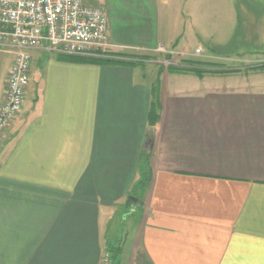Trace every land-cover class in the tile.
I'll return each mask as SVG.
<instances>
[{
	"label": "crops",
	"instance_id": "crops-1",
	"mask_svg": "<svg viewBox=\"0 0 264 264\" xmlns=\"http://www.w3.org/2000/svg\"><path fill=\"white\" fill-rule=\"evenodd\" d=\"M88 1L106 9L115 49L31 51L35 97L0 142V264H101L125 221L130 253L112 264H264V73L191 90L194 75L146 67L160 45L190 52L223 33L221 0ZM237 1L219 52L241 25L248 49L264 43V7Z\"/></svg>",
	"mask_w": 264,
	"mask_h": 264
},
{
	"label": "built area",
	"instance_id": "built-area-1",
	"mask_svg": "<svg viewBox=\"0 0 264 264\" xmlns=\"http://www.w3.org/2000/svg\"><path fill=\"white\" fill-rule=\"evenodd\" d=\"M105 8L86 0H0V52L13 56L4 101L0 104V142L22 112L30 87L31 51L44 46L69 56H106L115 46L108 38ZM156 52L170 58L196 57L194 52L165 48ZM105 252L101 264H112Z\"/></svg>",
	"mask_w": 264,
	"mask_h": 264
},
{
	"label": "rangeland",
	"instance_id": "rangeland-1",
	"mask_svg": "<svg viewBox=\"0 0 264 264\" xmlns=\"http://www.w3.org/2000/svg\"><path fill=\"white\" fill-rule=\"evenodd\" d=\"M88 4L94 5V3L86 0ZM236 3V0H221V6H222V14H223V33H219L215 35V38H212L210 40H198L194 41V46L196 47L198 44H200L201 47L198 49H201L202 54L196 57H188V58H180V57H174L170 58L165 54L158 53L156 51L149 52L150 56L148 59V62H151L150 66L149 64L146 65L148 69H158L156 70L158 74L160 75L162 73V69L164 72H169L172 74V69H168L170 67H175L177 69H183L186 70L192 68L185 64L186 61H194L200 63V70L205 72L207 75L205 78V82L197 78L195 75L190 76V78L185 77L190 84V89L193 90V83L196 81V83H200L201 86L206 87L211 83V79H217L221 77H230L234 74H248V73H256V72H263L264 73V43H260L255 41L254 48L252 50L248 49L251 45L247 42L243 41V32L246 30V25L239 26V28L234 29L233 33L230 35L229 42H228V48L230 50L228 51H217L216 48H214L213 44L217 39H222L224 36H227V32L224 29V26L226 23H228L229 18L225 16L227 14V11L229 10V4L230 3ZM238 5L241 6L242 2L241 0L237 1ZM210 3L207 1V5ZM254 4L258 5L260 8L264 7V0H255L253 1ZM206 38V35H205ZM264 38V37H262ZM215 40V41H214ZM264 42V41H263ZM242 43V44H241ZM247 43V44H246ZM163 46V45H162ZM235 46V47H234ZM168 49V47L163 46ZM178 50V49H177ZM184 51V50H183ZM195 49H193L190 52H194ZM8 58H11L10 54H5L0 52V92L2 91V84L4 81V77L6 76L8 72ZM173 68V69H175ZM184 70V69H183ZM156 73V72H155ZM41 75V70L39 67H34L33 69V78L30 83V87L27 91V97L26 102L27 104H30V102L35 97V83L38 81V78ZM192 75V74H191ZM253 75V74H252ZM174 79V78H171ZM173 81V80H172ZM148 150V149H147ZM139 189L135 191V194L137 193ZM131 223L130 221L122 222L120 225H116V229L114 231V234L119 237V239L115 240V246L112 247H120L122 248L123 255L118 254L122 251H117L116 255L112 257V261L117 263L123 259H126L125 257L129 255L130 248H131V242L132 237L129 235L132 231L131 229ZM118 244V245H117ZM117 245V246H116ZM110 249V247L108 248ZM118 257V258H117ZM128 258V257H127Z\"/></svg>",
	"mask_w": 264,
	"mask_h": 264
},
{
	"label": "trees",
	"instance_id": "trees-1",
	"mask_svg": "<svg viewBox=\"0 0 264 264\" xmlns=\"http://www.w3.org/2000/svg\"><path fill=\"white\" fill-rule=\"evenodd\" d=\"M97 62L101 63V64H114V62L112 60H104V59H99L96 60ZM95 60L93 62H96ZM119 63V62H117ZM116 63V64H117ZM186 65H188L189 67H192L188 70H186L185 68L183 69H177L175 67V69H173L172 67L169 66V70L172 69L173 73H180V74H192L195 75L197 77L202 78L206 73L203 72L202 70H200V63L198 62H194V61H186L185 62ZM160 120V114H159V104L158 101H156L155 104H153V106L151 107V111H150V125L151 126H155L157 124V122H159ZM142 165L144 167H148L149 166V160L148 158H145L144 161L142 162ZM150 171L148 170L145 174H143V180L141 181V184L137 186L138 189H144L146 187V185H148V182H150ZM133 195L135 196V194L133 193ZM141 202V201H140ZM122 251V248L120 247H110V249H108V252L110 254H113L114 257L116 255L117 251ZM120 253V252H119ZM118 253V254H119ZM111 259H112V255H111ZM112 261V260H111Z\"/></svg>",
	"mask_w": 264,
	"mask_h": 264
},
{
	"label": "water",
	"instance_id": "water-1",
	"mask_svg": "<svg viewBox=\"0 0 264 264\" xmlns=\"http://www.w3.org/2000/svg\"><path fill=\"white\" fill-rule=\"evenodd\" d=\"M155 133H156V130L154 127H151L147 132V143H146V145L149 146L150 148L153 145V142L155 139Z\"/></svg>",
	"mask_w": 264,
	"mask_h": 264
}]
</instances>
